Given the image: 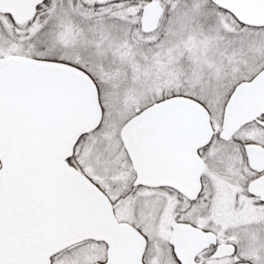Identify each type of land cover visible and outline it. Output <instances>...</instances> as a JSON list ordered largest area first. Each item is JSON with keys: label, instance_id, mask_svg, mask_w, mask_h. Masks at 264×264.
<instances>
[{"label": "snow or ice", "instance_id": "6c2138e0", "mask_svg": "<svg viewBox=\"0 0 264 264\" xmlns=\"http://www.w3.org/2000/svg\"><path fill=\"white\" fill-rule=\"evenodd\" d=\"M0 264H264V0H0Z\"/></svg>", "mask_w": 264, "mask_h": 264}]
</instances>
